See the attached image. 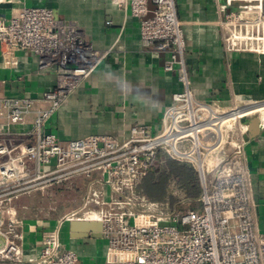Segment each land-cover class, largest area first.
Returning a JSON list of instances; mask_svg holds the SVG:
<instances>
[{"label":"built area","instance_id":"2783aa9c","mask_svg":"<svg viewBox=\"0 0 264 264\" xmlns=\"http://www.w3.org/2000/svg\"><path fill=\"white\" fill-rule=\"evenodd\" d=\"M118 1L138 19L141 42L165 54L164 71L176 72L182 85L172 94L157 130L133 125L121 140L107 134L60 140L45 128L105 56L91 47L76 23L55 18L41 4H23L7 21L0 20L4 67L16 68L17 52L23 50L36 55L41 68L55 72L53 89L42 93L44 107H34L26 97H0L2 124H20L33 114L26 132L30 141L14 146L0 141V264H83L60 238L62 225L75 220L101 224V237L106 240L103 264H264V232L254 224L242 138L246 126L240 122L249 112L241 109L264 102L240 97L222 106L216 100L197 98L185 68L183 28L175 1ZM251 7L225 16L224 42L232 49L264 52L261 16L252 20ZM158 153L197 172L199 209L171 212L166 203L141 194L140 181ZM79 175L88 178L79 207L42 232L39 256L24 263L22 220L12 203L22 194Z\"/></svg>","mask_w":264,"mask_h":264},{"label":"crops","instance_id":"0c3cea01","mask_svg":"<svg viewBox=\"0 0 264 264\" xmlns=\"http://www.w3.org/2000/svg\"><path fill=\"white\" fill-rule=\"evenodd\" d=\"M184 38V63L190 87L199 99L216 100L229 106L237 98L264 102V52L232 49L224 42L228 13H240L254 0H174ZM261 1V0H260ZM118 0H2L0 20L8 18L23 4L49 7L55 18L76 23L94 50L104 58L65 98L46 124V130L60 140L78 139L92 134H107L117 140L126 137L133 125H144L152 131L160 127L164 109L171 96L181 90L176 72L163 69L165 54L144 45L139 37V21L129 8L119 7ZM152 3L148 7L152 8ZM18 66L8 69L0 58V97H26L34 107H44L42 93L53 89L55 72L41 68L38 57L18 51ZM251 105V104H249ZM258 107V109H255ZM253 109V110H252ZM240 118L246 126L245 165L250 179V198L255 227L264 232V104L251 105ZM252 110V111H251ZM263 111L261 115V111ZM33 114L20 124L4 125L0 118V141L19 145L30 141ZM256 120V123H254ZM88 178L79 175L20 195L12 203L22 220V261L28 263L40 254L42 232L55 224L56 218L44 215L53 208L48 194L61 192L79 207ZM46 203V204H45ZM101 233V227L100 231ZM96 232L92 228L72 229L64 223L60 238L65 248L84 260L96 251ZM3 239L0 237V245ZM85 262V261H82Z\"/></svg>","mask_w":264,"mask_h":264},{"label":"trees","instance_id":"16d2710c","mask_svg":"<svg viewBox=\"0 0 264 264\" xmlns=\"http://www.w3.org/2000/svg\"><path fill=\"white\" fill-rule=\"evenodd\" d=\"M139 189L149 200L166 203L171 212L201 207L197 172L163 153H158L153 167L140 181Z\"/></svg>","mask_w":264,"mask_h":264},{"label":"rangeland","instance_id":"374dc122","mask_svg":"<svg viewBox=\"0 0 264 264\" xmlns=\"http://www.w3.org/2000/svg\"><path fill=\"white\" fill-rule=\"evenodd\" d=\"M251 18L252 20H258L259 15L261 16V21H260V30H259V35L264 36V0H254L251 1ZM263 22V23H262ZM263 25V27H262ZM259 43H261L259 41ZM264 45V44H263ZM261 111V115L263 113L262 110ZM47 197H50V199L48 200L50 202V204H46V205H51L54 207L53 208H49L50 206H48L47 209L43 210L44 215L48 216V217H52V218H60L62 215L68 213L69 211L73 210L71 209V207L73 206V202L70 200V198H66L65 196H63V194L61 192H58V194H48ZM95 245H96V251L94 253H92L91 255L84 257L85 259L82 261L83 264H103L104 262V250L106 247V240L104 238L101 239H96L95 240Z\"/></svg>","mask_w":264,"mask_h":264},{"label":"water","instance_id":"95a60500","mask_svg":"<svg viewBox=\"0 0 264 264\" xmlns=\"http://www.w3.org/2000/svg\"><path fill=\"white\" fill-rule=\"evenodd\" d=\"M8 3H1L0 4V7H5V6H8L7 5ZM256 123V120L255 122ZM69 225L72 229H87V228H92L93 230H95L96 234L93 235L94 237H100L101 236V233H99L100 231V227H101V224L97 221H71L69 222Z\"/></svg>","mask_w":264,"mask_h":264},{"label":"bare ground","instance_id":"6f19581e","mask_svg":"<svg viewBox=\"0 0 264 264\" xmlns=\"http://www.w3.org/2000/svg\"><path fill=\"white\" fill-rule=\"evenodd\" d=\"M211 161H208V163H210Z\"/></svg>","mask_w":264,"mask_h":264}]
</instances>
